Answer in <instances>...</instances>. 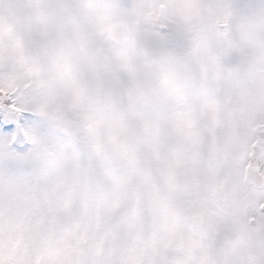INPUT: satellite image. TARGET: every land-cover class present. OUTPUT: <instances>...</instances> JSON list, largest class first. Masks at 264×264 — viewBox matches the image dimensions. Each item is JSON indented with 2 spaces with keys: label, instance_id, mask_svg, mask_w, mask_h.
Returning <instances> with one entry per match:
<instances>
[{
  "label": "snow or ice",
  "instance_id": "obj_1",
  "mask_svg": "<svg viewBox=\"0 0 264 264\" xmlns=\"http://www.w3.org/2000/svg\"><path fill=\"white\" fill-rule=\"evenodd\" d=\"M0 264H264V0H0Z\"/></svg>",
  "mask_w": 264,
  "mask_h": 264
}]
</instances>
